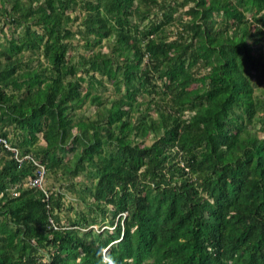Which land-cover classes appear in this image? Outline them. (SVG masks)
I'll return each instance as SVG.
<instances>
[{
  "label": "trees",
  "instance_id": "obj_1",
  "mask_svg": "<svg viewBox=\"0 0 264 264\" xmlns=\"http://www.w3.org/2000/svg\"><path fill=\"white\" fill-rule=\"evenodd\" d=\"M0 30L32 157L0 142V264H264V0H0Z\"/></svg>",
  "mask_w": 264,
  "mask_h": 264
},
{
  "label": "built area",
  "instance_id": "obj_2",
  "mask_svg": "<svg viewBox=\"0 0 264 264\" xmlns=\"http://www.w3.org/2000/svg\"><path fill=\"white\" fill-rule=\"evenodd\" d=\"M0 142H2L5 145L6 149L12 153L13 158L19 164H22L24 161L32 158L31 156H21L19 150L16 147H12L10 143H8V141L2 137H0ZM37 168L38 170L36 171V176L28 180V185L43 188L45 185L46 169L39 164H37Z\"/></svg>",
  "mask_w": 264,
  "mask_h": 264
},
{
  "label": "rangeland",
  "instance_id": "obj_3",
  "mask_svg": "<svg viewBox=\"0 0 264 264\" xmlns=\"http://www.w3.org/2000/svg\"><path fill=\"white\" fill-rule=\"evenodd\" d=\"M249 17H251V15H249ZM76 26H77V24L74 26V30H76V28H77ZM5 33L8 34L7 28L5 30ZM3 36H4V33L1 32V30H0V40L3 38ZM192 88H195V87H192ZM108 92H109L110 95L114 94V88L113 87H110L109 90H108ZM150 112H152L155 115V110H154L153 107H151ZM93 113H94V109H88L85 114L87 116H91ZM70 157H71V155H69V158ZM68 203L70 204V202L68 200H66V205H68ZM64 209H66V207ZM71 214H73V212L70 211L69 213H67V209L65 210V212L62 213V217L64 218L63 223L65 222V217L67 215H71ZM109 229L112 231V228H109Z\"/></svg>",
  "mask_w": 264,
  "mask_h": 264
}]
</instances>
